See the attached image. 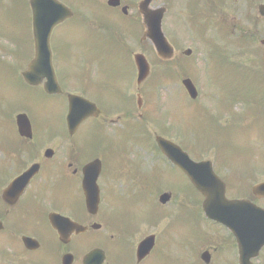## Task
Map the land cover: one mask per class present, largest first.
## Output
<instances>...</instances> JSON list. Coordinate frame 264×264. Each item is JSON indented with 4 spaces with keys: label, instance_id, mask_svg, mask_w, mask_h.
<instances>
[{
    "label": "flooded vegetation",
    "instance_id": "1",
    "mask_svg": "<svg viewBox=\"0 0 264 264\" xmlns=\"http://www.w3.org/2000/svg\"><path fill=\"white\" fill-rule=\"evenodd\" d=\"M75 1L66 2L72 15L56 25L50 39L60 89L47 93L44 84L36 87L25 82L21 71L22 64L28 66L36 56L34 38L31 40V0H0V40H8L0 41V62L5 60L16 66L23 86L32 90L31 94L22 95V99L0 97V264H148L159 250L162 237L157 231L155 202L160 208L170 211L174 208L180 214L186 205L192 204L208 219L205 231L196 233L192 239L195 262L243 264L246 258L242 240L255 243L259 240L258 232L264 230V189L256 192V187L264 184V163L247 161L245 152L236 156L231 149L234 144L227 140L230 134L232 137L233 129L241 132L248 127V124L243 125L247 119L256 122L264 118V87L251 89L249 86L254 82L247 83L249 86L240 83L244 82L243 74L238 79L243 66L236 59L255 53L261 56L263 50H260L262 44L256 51L251 47V41H256V35L248 34L247 29L255 19L252 14L246 16L248 22L241 18L233 22L236 15L232 12L240 10L242 16L250 14L247 10L254 4L259 7L264 0H165L166 14L174 5L178 9L182 6L186 13L185 18L182 12L178 14V23L182 20L190 24L192 10L199 2L198 8L203 12L196 16L205 20L206 29L217 32L218 22L223 18L232 28L233 35L227 38L223 33L222 38V43L230 44L224 47L230 57L221 53L217 56L221 42L208 44L212 49L204 59L205 67L213 78L219 79L207 93V106H197L193 112L196 119L197 114L201 118L200 128H208L221 143L226 142L220 149H231L237 162L223 165L226 151L215 149L219 155L212 163L216 174L224 181L226 196L235 201L243 200L242 206L231 214L237 232L228 224L206 216L205 197L189 177L162 154L157 143L160 154L151 160L154 140L147 124L144 92L147 81L144 83L143 76L140 79L136 60L144 43L154 50L152 42L143 38L142 0H80L77 4ZM154 3L152 0L150 6L155 8ZM78 25L90 30L89 39L71 41L62 37L55 40L59 28L69 31ZM24 29L30 32L28 40L17 42L16 32ZM260 38L261 42L263 36ZM26 44L29 45L27 50ZM92 47L100 51L97 55L113 62L108 65L103 58L95 59L96 64L86 68L80 78L68 79L62 71L65 59L85 52L86 48L94 53ZM176 55L167 62L174 61ZM131 66L133 73L129 71ZM151 70L153 74L152 63ZM226 77L233 78L228 81ZM262 78L256 80L263 84L264 76ZM73 85H79V90L70 92L83 95L99 108L77 131L71 128L68 117V89ZM221 97L228 100L223 109ZM43 98H49L53 104L59 99L63 102L66 111L60 124L38 117L39 102ZM240 106L247 108V116L234 115V110ZM22 114L27 116L30 125L27 120L20 125L17 118ZM181 120L182 113L178 111L176 121ZM83 131H87V135H82ZM176 131L183 132L180 127ZM163 136L171 138L165 133ZM201 152L199 154L209 153ZM96 161L98 171L90 172L89 179L99 172L95 178L99 195L93 191L94 183H90V191H93L90 195L86 192L85 169ZM175 174L185 177L184 184L193 189L190 199L173 188L171 177ZM165 193L170 194L167 202L161 199ZM91 253L93 259L87 261ZM248 260L252 264H264V245L260 251L250 252Z\"/></svg>",
    "mask_w": 264,
    "mask_h": 264
},
{
    "label": "rangeland",
    "instance_id": "2",
    "mask_svg": "<svg viewBox=\"0 0 264 264\" xmlns=\"http://www.w3.org/2000/svg\"><path fill=\"white\" fill-rule=\"evenodd\" d=\"M23 1V0H22ZM65 3H71L73 0H62ZM81 2L80 0L75 1ZM165 0H155V6H163L166 5ZM200 3H195L194 10H192V19L190 24L186 25L184 21H180L179 23L176 21L178 14L181 13L182 17L185 18L182 11V6L178 8L175 5L172 7L171 11L167 13L164 19V27L168 37L171 38L172 43H175V48H177L178 52L176 55V59L170 63L163 64L160 62L159 57L157 56L156 50H151L146 47V43L143 46H140L141 53H145L147 59L150 60L153 67V74L149 80H147L144 92H146V114L148 115V128L150 130V134L154 140V148L150 152L151 160L154 157H158L160 153L156 148V136L158 134L163 135L166 130H171L166 133L172 139H175L177 143L187 144L188 146L185 147L189 153H193L194 157H201L202 155L205 158H209L212 161L218 159V152L215 151H226V155H223V165H235L237 162L233 159L231 149L234 150L236 156L238 154L244 155L246 160H252L253 162H262L264 163V128H262L261 133L257 129L256 126L254 128L248 127L244 129L242 132H238L237 130L233 129V135L231 134L228 136L227 142L229 140L234 144V147L231 146V149H220L221 143L219 139H217L214 132H210L207 128H198V133L205 131L207 135V139L201 141V145L196 149V141H193L194 136L186 131L182 133H177V127H182L184 124L187 127L194 123L195 121L200 124L201 118L198 117L197 119L192 117V111L197 108V106H207V93L212 87V85L216 84L218 81L216 76L214 79L212 75L208 72V68L205 67V60L208 58V50L212 49V47H208V44H216L219 45L217 50V56L221 53V56L230 57L229 50L224 48L229 45H225L222 43L223 33L227 36V38L231 37L233 34L231 33L232 28L230 24L226 23V19H222L218 22V30L217 32L213 33V31L206 29L207 26L205 25V20L200 16H196V14H200L203 12L199 7ZM250 14H243L240 10L234 11L236 15L233 22H238L239 19H243L245 22H248L246 16H250L252 14V19L254 17H259L258 6L256 4L253 7H250L247 10ZM180 16V15H179ZM196 16V19H195ZM15 20V18H14ZM253 22H257V20H253L249 23L250 30L248 33L252 32L253 29H256L258 23H256L255 27H253ZM26 26V25H24ZM20 26V27H24ZM247 26V25H245ZM259 29L253 32L256 35V41H251L253 49L256 51V48L259 47L260 37L264 36V23L262 22L259 24ZM70 31V32H69ZM69 31H65L64 27H61L57 30L56 35H54L55 40L57 38L61 39L62 37H66L69 40L79 39V41L89 39L90 37V30L81 25H78L77 28L71 29ZM144 32V30H143ZM30 32L28 30H19L18 33L15 35L17 39L23 41L29 37ZM141 36V35H140ZM74 37V38H72ZM259 38V39H258ZM28 40V39H27ZM32 40V34H31ZM2 43L8 41L7 39H1ZM205 41V42H204ZM206 43V44H205ZM12 44V43H10ZM13 45V44H12ZM16 46L13 47V49ZM29 47L28 44L25 45V50ZM186 48H192L193 54L190 57L185 58L183 55L184 50ZM78 49V48H77ZM80 50H83V47H79ZM94 53L89 51V48L85 49V52L79 53L77 56H71L65 59L64 64L62 65L63 73L67 74L68 79H78L82 75V72L89 68L92 65H95V59L101 60L102 58L106 61L108 65H110L113 60L107 59L106 57H100L97 55L100 51L92 47ZM261 50V48H260ZM263 50V49H262ZM86 53V54H85ZM122 55V54H121ZM212 55V52H211ZM217 56H213L214 58H218ZM237 57V56H236ZM100 58V59H99ZM235 57H233L234 59ZM205 59V60H204ZM239 62H243L246 66H253L255 71H261V59L258 54H253V56H242ZM97 60V62H98ZM21 71H24L27 65L22 64ZM192 65V66H190ZM198 68H192L195 67ZM130 72L132 71V66L129 69ZM118 72H123L118 70ZM59 76L61 75L58 73ZM187 74L191 77L198 90H200L199 99L196 101H192L189 97L187 91L184 89L182 84V79L187 78ZM228 81H231L233 77H226ZM239 79V78H238ZM257 79V78H256ZM251 80L249 83H253L252 87L249 88H262L264 87V83L262 84L258 80ZM256 81V82H255ZM228 86L233 85V83H227ZM231 84V85H230ZM71 86V85H70ZM68 91H75L78 92V87L73 85L74 87H70ZM215 86V85H214ZM255 86V87H253ZM119 88V85H118ZM122 92L124 89L119 88ZM235 91V89H232ZM236 92V91H235ZM32 90L27 87H24L22 82L20 81L19 76L17 75V68L16 66L11 65L8 61H1L0 62V97L1 98H18L22 99V95L31 94ZM42 97V96H41ZM0 98V99H1ZM216 101V100H215ZM48 99H42L39 102V118H46L51 119L55 124H60L62 122L61 117L65 116L66 107L63 105V102L59 100H55V104L50 103ZM221 108L223 109L226 105H228V100L221 97ZM247 109V108H246ZM244 106H240L237 110H234V115L239 116H247L249 112H246ZM164 110L166 113H164ZM178 111L182 113V120L176 121V117ZM235 118V117H234ZM233 118V119H234ZM237 118V117H236ZM233 121L229 117V121ZM199 121V122H198ZM252 118L247 119V122H252ZM228 121L225 122L227 124ZM257 125L260 126L264 124L263 121H256ZM178 124V125H177ZM245 123L243 122V125ZM242 126V124H240ZM197 126V125H196ZM190 126L188 128L189 132L196 133ZM166 129V130H165ZM183 129V128H182ZM87 131H83L82 135H87ZM203 134V133H202ZM231 137V138H230ZM195 139V138H194ZM212 143H217L212 144ZM213 145V146H212ZM212 147V148H210ZM214 147V148H213ZM218 147V148H217ZM189 148V149H188ZM210 148L209 153L207 154H199L203 149ZM206 152V151H202ZM201 152V153H202ZM192 155V154H191ZM246 161V162H247ZM249 163V162H248ZM163 166V165H162ZM161 166V167H162ZM171 183L173 188L178 192L182 193L185 198H191V195H194L193 189L189 187L185 183V177L180 174H175L171 177ZM165 185V184H164ZM171 186V185H170ZM166 188V187H164ZM168 189L164 190L167 191ZM191 193V194H190ZM177 195V194H176ZM155 210H156V221H157V231L160 232L162 235L161 239L159 240V250L156 254L152 257L153 259L148 264H198L193 260V252H192V239L196 233H200L205 231L206 222L208 219H204L201 214L199 213L198 209L195 206L186 205L183 212L180 214L174 208L172 211L160 208L159 205L155 202Z\"/></svg>",
    "mask_w": 264,
    "mask_h": 264
},
{
    "label": "water",
    "instance_id": "3",
    "mask_svg": "<svg viewBox=\"0 0 264 264\" xmlns=\"http://www.w3.org/2000/svg\"><path fill=\"white\" fill-rule=\"evenodd\" d=\"M49 0H33V11L35 12L34 21H35V36L37 43V57L30 64V67L24 76L28 81L37 85L43 79L48 78V82L45 84L47 92L55 93L59 91L60 87L57 84L56 75L54 74L53 64H52V53L50 51V42L49 37L51 29L56 23L62 21L66 15H68V10L60 4L55 2L54 4V16L49 20H42L40 7L44 4H50ZM150 0H146L141 4V10L145 17V24L148 27L145 36L150 38L157 48L159 55L165 58H171L173 56L174 49L170 45L168 38L165 36L162 27L164 9L159 10H150L149 9ZM260 11L264 15V6H261ZM188 52V51H187ZM138 64L140 70L143 72V80L149 75V63L146 60L145 56H137ZM184 85L187 90H189L192 97L196 98L198 91L196 90L191 79H185ZM96 105L90 103L88 100L82 96L71 95L70 96V124L72 128L77 129L80 123L92 113L95 114ZM158 144L160 145L162 151L166 156L171 158V160L178 166L182 167L185 172L190 176L191 180L198 189L205 194L206 200L204 202V208L206 209L207 215L212 219H217L223 223H227L231 229L237 232L235 227V219L231 214L235 213L239 207L242 206L243 201H233L227 199L224 195V187L220 178L214 173L213 165L211 162L202 161L195 162L190 159L189 155L186 154L181 147L175 145L171 141H167L162 137H158ZM98 161L94 162L90 166L86 167V178L90 172H94L99 165ZM97 171V170H96ZM98 172L95 173L92 179H88L86 191L91 195L93 191L98 193L97 177ZM90 178V176H89ZM90 183H94L93 191H90ZM259 188H264L260 186ZM170 195L164 194L161 199L164 202L169 200ZM241 238V237H240ZM259 240L253 243V240L245 242L242 240V247L244 250V257L246 258L245 264H249L247 259L249 258V253L256 250L257 252L264 245V230L258 232ZM244 263V261H243Z\"/></svg>",
    "mask_w": 264,
    "mask_h": 264
}]
</instances>
